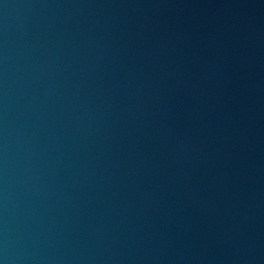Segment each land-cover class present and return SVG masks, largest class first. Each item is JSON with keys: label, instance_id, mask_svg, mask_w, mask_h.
<instances>
[{"label": "water", "instance_id": "obj_1", "mask_svg": "<svg viewBox=\"0 0 264 264\" xmlns=\"http://www.w3.org/2000/svg\"><path fill=\"white\" fill-rule=\"evenodd\" d=\"M0 264H264V0H0Z\"/></svg>", "mask_w": 264, "mask_h": 264}]
</instances>
